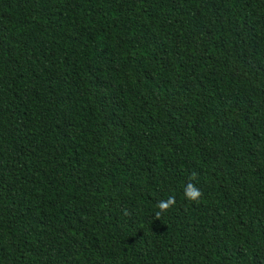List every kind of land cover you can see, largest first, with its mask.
<instances>
[{
	"label": "trees",
	"instance_id": "obj_1",
	"mask_svg": "<svg viewBox=\"0 0 264 264\" xmlns=\"http://www.w3.org/2000/svg\"><path fill=\"white\" fill-rule=\"evenodd\" d=\"M0 264H264V0H0Z\"/></svg>",
	"mask_w": 264,
	"mask_h": 264
},
{
	"label": "clouds",
	"instance_id": "obj_2",
	"mask_svg": "<svg viewBox=\"0 0 264 264\" xmlns=\"http://www.w3.org/2000/svg\"><path fill=\"white\" fill-rule=\"evenodd\" d=\"M191 179H195V177L193 176ZM191 179L184 188V196L187 200L196 201L200 198L202 193L200 189L191 182ZM174 204H175V197H169L166 202L164 201L159 202L157 207L160 209V211H158L156 215L160 216L161 213L166 212Z\"/></svg>",
	"mask_w": 264,
	"mask_h": 264
}]
</instances>
